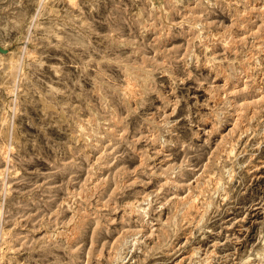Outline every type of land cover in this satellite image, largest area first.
I'll list each match as a JSON object with an SVG mask.
<instances>
[{
  "label": "rangeland",
  "instance_id": "rangeland-1",
  "mask_svg": "<svg viewBox=\"0 0 264 264\" xmlns=\"http://www.w3.org/2000/svg\"><path fill=\"white\" fill-rule=\"evenodd\" d=\"M72 1L0 0V264H264V0Z\"/></svg>",
  "mask_w": 264,
  "mask_h": 264
},
{
  "label": "bare ground",
  "instance_id": "bare-ground-1",
  "mask_svg": "<svg viewBox=\"0 0 264 264\" xmlns=\"http://www.w3.org/2000/svg\"><path fill=\"white\" fill-rule=\"evenodd\" d=\"M63 1V0H62ZM70 3H73V1L72 0H68ZM26 4V3H25ZM68 4V3H67ZM48 5V4H47ZM78 6V5H77ZM72 7V6H71ZM163 8V7H162ZM159 11V10H158ZM35 16V15H34ZM34 18V17H33ZM11 20V19H10ZM6 22H7V20H6ZM8 24V23H7ZM9 25V24H8ZM41 26V25H40ZM29 33V32H28ZM1 34V33H0ZM28 35V34H27ZM0 37H2V34H1V36ZM30 38V37H29ZM27 40V39H26ZM25 40V41H26ZM67 42V41H66ZM90 42V41H89ZM70 43V42H69ZM66 46V45H65ZM24 49V48H23ZM18 50V49H17ZM23 53V52H22ZM27 53V55H30V52H26ZM33 54V53H32ZM21 55V54H20ZM24 55V54H23ZM31 56V55H30ZM20 57H22V56H20ZM26 57V56H25ZM88 57H89V55H88ZM101 57V56H100ZM80 58V57H79ZM105 58V57H104ZM7 61H8V64H9V69H11V70H13V69H17L18 70V68H19V60H17L16 58L15 59H13V57L11 56V54H9L8 55V57H7ZM6 61V60H5ZM2 62V61H1ZM7 64V63H6ZM4 67V66H3ZM6 67V66H5ZM7 68V67H6ZM2 71H3V68H2ZM6 71V70H5ZM22 72V71H21ZM6 73V72H5ZM10 73V72H9ZM24 73V72H23ZM135 73V72H134ZM2 74H3V72H2ZM17 75H18V71H17V73H16ZM21 74V73H20ZM3 75H6V74H3ZM16 75V76H17ZM22 77H23V74H22ZM126 77V76H125ZM6 78V77H5ZM19 78V77H18ZM134 78V77H133ZM16 79H17V77H16ZM124 79V78H123ZM125 81V80H124ZM132 81L130 80V78H128V79H126V81H125V88H124V90H123V94H126V93H128V95H130L131 94V88H132ZM134 90V89H133ZM122 98V97H121ZM13 105V104H12ZM16 106V105H15ZM13 107H14V105H13ZM93 118H94V115H93ZM102 119V118H101ZM5 120V119H4ZM92 120V119H91ZM91 120H89V121H91ZM97 120V119H96ZM93 121V120H92ZM92 121L91 122H88L89 124H90V127H91V129L93 130L94 129V127H96L97 126V124H98V122L97 123H92ZM79 125V124H78ZM82 125V124H81ZM101 125V124H100ZM85 126V125H84ZM77 127V126H76ZM81 128V127H80ZM86 129V128H85ZM88 129V128H87ZM99 130V129H98ZM83 131V130H82ZM84 132V131H83ZM89 132V131H88ZM90 133V132H89ZM97 133V132H96ZM95 133V134H96ZM84 134H85V132H84ZM83 134V135H84ZM94 134V133H93ZM71 135V134H70ZM86 136V135H85ZM70 137V136H69ZM87 137V136H86ZM92 137V136H91ZM73 139V138H72ZM229 150V149H228ZM233 151V147L232 146H230V151H229V153H231ZM234 157V156H233ZM225 170V169H224ZM232 170V169H231ZM229 171V170H228ZM208 178H210V177H208ZM230 178V177H229ZM214 179V178H213ZM208 180V179H207ZM212 180V179H211ZM215 180V179H214ZM219 180H220V178H219ZM227 180H229V179H227ZM231 180V179H230ZM213 181V180H212ZM217 181V180H216ZM214 182V181H213ZM213 182H211V183H213ZM217 183V182H216ZM219 183V182H218ZM213 185V184H212ZM216 185V184H215ZM205 186V185H204ZM214 186V185H213ZM206 187V186H205ZM216 187V186H215ZM222 187H224V186H222ZM209 188V187H208ZM213 189V188H212ZM222 190V189H221ZM224 190V189H223ZM208 191H210V190H208ZM215 191H216V189H215ZM218 192V191H217ZM216 196V195H215ZM223 199V198H222ZM194 203V202H193ZM138 207V206H137ZM176 221H177V219H176ZM176 221H175V223H176ZM174 223V222H173ZM178 224V223H177ZM177 226V225H176ZM175 226V227H176ZM175 231V230H174ZM170 234V233H169ZM163 242V241H162ZM263 244V243H262ZM160 245V244H159ZM167 247V246H166ZM161 250V249H160ZM118 255V254H117ZM119 256V255H118Z\"/></svg>",
  "mask_w": 264,
  "mask_h": 264
}]
</instances>
